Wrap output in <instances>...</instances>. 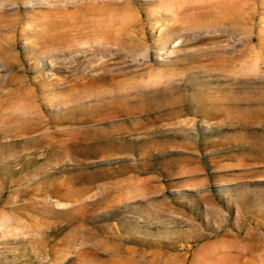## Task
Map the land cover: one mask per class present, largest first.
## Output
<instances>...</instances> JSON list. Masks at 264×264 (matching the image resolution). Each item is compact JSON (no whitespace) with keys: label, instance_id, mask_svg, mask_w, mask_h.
<instances>
[{"label":"rangeland","instance_id":"1","mask_svg":"<svg viewBox=\"0 0 264 264\" xmlns=\"http://www.w3.org/2000/svg\"><path fill=\"white\" fill-rule=\"evenodd\" d=\"M0 264H264V0H0Z\"/></svg>","mask_w":264,"mask_h":264},{"label":"bare ground","instance_id":"2","mask_svg":"<svg viewBox=\"0 0 264 264\" xmlns=\"http://www.w3.org/2000/svg\"><path fill=\"white\" fill-rule=\"evenodd\" d=\"M101 2V1H100ZM97 3V2H96ZM101 3H103V2H101Z\"/></svg>","mask_w":264,"mask_h":264}]
</instances>
